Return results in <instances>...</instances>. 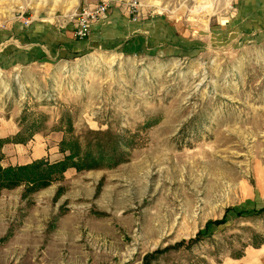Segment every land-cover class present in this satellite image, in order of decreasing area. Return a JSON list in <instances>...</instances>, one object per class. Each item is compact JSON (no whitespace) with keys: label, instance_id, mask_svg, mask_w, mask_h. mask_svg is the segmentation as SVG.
I'll return each mask as SVG.
<instances>
[{"label":"rangeland","instance_id":"obj_1","mask_svg":"<svg viewBox=\"0 0 264 264\" xmlns=\"http://www.w3.org/2000/svg\"><path fill=\"white\" fill-rule=\"evenodd\" d=\"M100 1L0 0V137L33 140L1 164L80 165L0 185V264H264V0H104L76 38Z\"/></svg>","mask_w":264,"mask_h":264},{"label":"trees","instance_id":"obj_2","mask_svg":"<svg viewBox=\"0 0 264 264\" xmlns=\"http://www.w3.org/2000/svg\"><path fill=\"white\" fill-rule=\"evenodd\" d=\"M31 135L24 138L18 133L12 138H0V185L2 187L18 186L24 182L39 186L49 185L55 179L63 176V173L68 168L80 166L77 161L78 151L75 143L63 138L60 142V151L64 153V157L60 160L50 162L48 159L42 158L24 165L3 167L1 164L2 147L10 142L25 143ZM99 154L100 158L104 159V153L99 152ZM262 243H264V240L255 246H259Z\"/></svg>","mask_w":264,"mask_h":264},{"label":"built area","instance_id":"obj_3","mask_svg":"<svg viewBox=\"0 0 264 264\" xmlns=\"http://www.w3.org/2000/svg\"><path fill=\"white\" fill-rule=\"evenodd\" d=\"M108 6V3L102 0L92 7L82 8L76 12L74 14V36L78 39L87 38L92 25L105 18ZM133 6L135 7V4Z\"/></svg>","mask_w":264,"mask_h":264},{"label":"crops","instance_id":"obj_4","mask_svg":"<svg viewBox=\"0 0 264 264\" xmlns=\"http://www.w3.org/2000/svg\"><path fill=\"white\" fill-rule=\"evenodd\" d=\"M96 4H97V2L95 3V5H96ZM92 6H94V5H91V7H92ZM72 35H73V33H72ZM0 36H1V35H0ZM68 36H69V37H68L67 39H71V40L73 39V36H71L70 34H68ZM64 40L66 41V38H65ZM67 50L71 51L70 49H67ZM44 52L46 53V49L44 50ZM2 55H3L4 57H8V56H9V53H8V51H6V52L2 53ZM2 55H1V56H2ZM9 60H10V59H9ZM18 133H19V132H17L15 135H17ZM15 135H14V136H15ZM32 137H33V136H32ZM0 138H2V137H0ZM7 138H10V137H7ZM7 138H2V139H7ZM30 138H31V137H30ZM30 138H29L25 143H14V144H27V142H28L29 140H31ZM35 138H37V137H35ZM31 142H33V140H31ZM10 143H13V142H10ZM6 144H7V143H6ZM6 144H5V145H6ZM5 145H4V146H5ZM4 146H3V147H4ZM3 147H2V148H3ZM1 150H2V149H1ZM29 163H31V162H29ZM27 164H28V163H27ZM260 246H263V247H264V243L260 244L259 246H256L255 248H259ZM262 251H263L262 254H263V257H264V249H263Z\"/></svg>","mask_w":264,"mask_h":264}]
</instances>
